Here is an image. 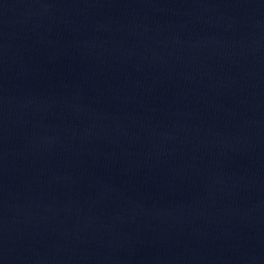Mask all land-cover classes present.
<instances>
[{"label":"water","instance_id":"95a60500","mask_svg":"<svg viewBox=\"0 0 264 264\" xmlns=\"http://www.w3.org/2000/svg\"><path fill=\"white\" fill-rule=\"evenodd\" d=\"M0 264H264V0H0Z\"/></svg>","mask_w":264,"mask_h":264}]
</instances>
